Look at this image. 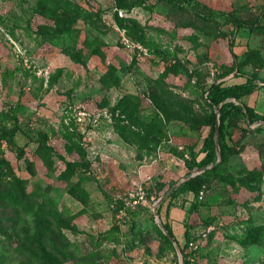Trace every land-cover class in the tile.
Returning a JSON list of instances; mask_svg holds the SVG:
<instances>
[{"label":"rangeland","instance_id":"rangeland-1","mask_svg":"<svg viewBox=\"0 0 264 264\" xmlns=\"http://www.w3.org/2000/svg\"><path fill=\"white\" fill-rule=\"evenodd\" d=\"M171 1L56 0L79 15L66 37L37 0H0V192L20 180L26 206L59 216L40 230L39 216L0 200V244L9 246L0 264H38L41 255L47 264H185V230L188 264H264V242L239 241L249 228L264 234V122L230 117L226 163L201 178L197 194L183 189L187 175L218 160L216 152L214 162L191 165L206 155L210 85L244 80L264 115V66L225 75L236 37L264 61V3L244 0L246 24L261 26L236 32L208 18L223 0ZM110 67L119 82L106 88ZM128 96L133 115L162 131L154 143L113 109ZM66 162L88 167L60 178ZM169 220L180 241L167 236Z\"/></svg>","mask_w":264,"mask_h":264},{"label":"trees","instance_id":"trees-1","mask_svg":"<svg viewBox=\"0 0 264 264\" xmlns=\"http://www.w3.org/2000/svg\"><path fill=\"white\" fill-rule=\"evenodd\" d=\"M167 2L168 4H171L173 6V2L166 1V0H158ZM37 3L39 4V7L42 9H45L43 13L40 15L47 17L50 21L54 23V26L58 30V35L60 36H69L72 33H74L75 28L79 15L75 14L73 11H60L58 9V3L56 0H37ZM209 16L208 18L210 20L216 18H222V27H230L233 26L236 32H238L242 28H248L250 31H257L259 29V25L261 20H257L256 23H258L257 26H255L256 29L252 27V25L246 24L245 21L236 19L232 14H226V13H219L216 11H213L211 9L208 10ZM117 20H120L116 17ZM251 66L254 70H259L264 66V61L262 60V57L258 53L257 50L248 48L244 54L239 58L235 56L234 63L232 67L225 72V75H228V73L237 71L238 75H240V72L245 68ZM124 72H127L129 70V66L122 68ZM172 72L171 69H168ZM117 72L115 67L109 68V73L106 76H103L101 78V82L104 85V87L108 88L109 80L111 79L115 84L119 82V79L116 77L115 73ZM165 74L163 75V77ZM244 84L242 85H226V84H212L210 85L206 91H205V97L204 102L207 104L208 108L210 109V114L207 118V126H208V134L204 140L203 146L204 151L206 152L205 157L198 163L195 160V156L192 157V166L193 167H203L209 163L214 162V158H216V146H215V126L216 122H219V129H218V148L221 156V164L217 165L216 167L207 170L203 172L202 174L193 177L186 182H184L183 189L192 192L194 194L198 193V184L201 181V178L204 176H216L218 169L221 165L226 163L228 159V154L230 152V147L228 146L226 142V122L230 117H236L241 118L245 121H247L248 124H254L258 122H264V115L257 114L253 108L246 105L242 98L244 96L250 95L251 92L247 89H244ZM130 96L122 98L116 107L113 109L120 110L121 113L127 117V120L134 124L136 127L141 128L144 126V130H147L151 134L154 135L151 140L147 141V138H144L145 136L141 135V133L138 131H132L129 130V134L133 136L134 140L137 139V142L139 144H142L144 142L148 143H154L157 137H162V131L156 129L158 125H156V122H150L149 125L142 124L138 117L133 113L134 111H131L128 106V99ZM237 102V103H236ZM157 109H159L164 115H169L168 108L164 107L163 105L157 106ZM136 111V109H135ZM218 112V116L216 114ZM13 115H15V111L12 112ZM264 129V127L258 126L257 130L260 131ZM125 130V129H124ZM5 133V132H4ZM3 135V134H2ZM153 139V140H152ZM84 167L87 168L88 164L84 162L83 165H79L74 162H66L65 163V170L60 174V178H66L69 173H72L77 167ZM257 170H253L251 172V175H256L255 173ZM260 172H264V164L259 170ZM224 182H228L230 185L234 184L233 180H229L228 178H223ZM14 189H7L5 191L0 192V200L5 201L9 203L10 205L18 207L20 210H22L26 215H31L34 213L36 216H39L38 220V227L40 230H42L46 225L48 224V221L53 219L52 221H59V216L55 212H41L38 209L34 208L33 206H26V204L23 201L22 198V189H23V182L20 180H15L12 184V188ZM46 217V218H43ZM164 229L166 230L167 234L171 238H175L174 234L169 227V225L164 222L163 224ZM156 232L160 235L162 234L161 231H159L158 227H156ZM164 239L168 244H171V242L168 240L166 236H164ZM184 238V246L181 248V253L183 255L185 264H188L186 258H187V252L186 249L188 247V243L190 240V236L187 232V230L183 233ZM177 241V240H176ZM243 244H252V243H261L264 242V234L262 232V228H249L247 231V234L239 240ZM0 259H4L5 253L8 251L4 250L5 244H0ZM13 249L12 251H14ZM36 261H38V264H47L48 261L44 256H38L36 257ZM35 262V260H33Z\"/></svg>","mask_w":264,"mask_h":264},{"label":"crops","instance_id":"crops-1","mask_svg":"<svg viewBox=\"0 0 264 264\" xmlns=\"http://www.w3.org/2000/svg\"><path fill=\"white\" fill-rule=\"evenodd\" d=\"M264 3V1L262 2L261 0H258V4L259 3ZM223 4H225L224 7L219 8L218 10L216 8H210L213 11L219 12V13H226V14H232L236 19L242 20V21H246L243 14L240 13V11L242 10V8L244 7V5H246L247 3L244 2V0H223ZM264 14V13H263ZM222 19V18H219ZM264 21V18L263 20ZM237 39H235L234 42V46L232 47V53L237 56V57H241L244 52L248 49V48H252L250 47V45L248 43L242 45L239 44L240 39L238 37H236ZM236 73L238 74V72L236 71ZM234 74H231L230 76L233 77ZM235 79H232L228 82H226V85H242L244 84V80L243 81H237ZM242 101L248 105L249 107L253 108L254 111L257 114H260L259 112H257V108H256V93H252L250 95L244 96L242 98ZM173 222V221H172ZM170 220L168 221V225L171 228L172 232H173V227L170 223H172ZM175 223V222H174ZM174 234V233H173ZM174 237L176 238L177 241H180L181 239L177 238V236L174 234Z\"/></svg>","mask_w":264,"mask_h":264},{"label":"water","instance_id":"water-1","mask_svg":"<svg viewBox=\"0 0 264 264\" xmlns=\"http://www.w3.org/2000/svg\"><path fill=\"white\" fill-rule=\"evenodd\" d=\"M236 103H237V102H236ZM216 114H217V116H218V112H216ZM257 124H259V123H257ZM218 129H219V122L217 121V122H216V126H215V146H216V152H217V155H218V160H217L214 164H212L210 167H207V168L202 169L201 172H204V171H206V170H209V169L213 168L214 166H216V165L220 162V157H221V156H220V152H219V148H218ZM197 174H199V172H197V173H192V174L187 175V176L185 177L184 181H185V180H189L190 178L196 176ZM172 190H173V188H171L168 192H166V193L164 194V196L156 202V204H155V206H154V216H155L156 218L158 217V216H157V212H156V208L159 206L160 203H162V202H163V201L169 196V194L171 193ZM167 236H168V235H167ZM168 237H169V236H168ZM169 238H170V237H169ZM170 239H171V241L174 242V239H172V238H170Z\"/></svg>","mask_w":264,"mask_h":264}]
</instances>
